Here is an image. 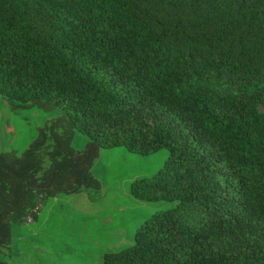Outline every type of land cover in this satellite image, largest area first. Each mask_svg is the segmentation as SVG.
Returning <instances> with one entry per match:
<instances>
[{
	"label": "trees",
	"instance_id": "1",
	"mask_svg": "<svg viewBox=\"0 0 264 264\" xmlns=\"http://www.w3.org/2000/svg\"><path fill=\"white\" fill-rule=\"evenodd\" d=\"M0 94L60 109L0 151V249L102 148H167L132 192L175 206L104 264H264V0H0Z\"/></svg>",
	"mask_w": 264,
	"mask_h": 264
},
{
	"label": "rangeland",
	"instance_id": "2",
	"mask_svg": "<svg viewBox=\"0 0 264 264\" xmlns=\"http://www.w3.org/2000/svg\"><path fill=\"white\" fill-rule=\"evenodd\" d=\"M12 105L0 94V151L22 153L38 135V128L60 114L39 106ZM88 137L75 133L74 146ZM169 150L150 155L125 147L102 148L93 172L99 188L61 192L45 199L39 211L23 219L11 248L0 249L8 264H104V255L130 246L137 227L157 210L175 206L173 200H146L132 192L133 183L154 175Z\"/></svg>",
	"mask_w": 264,
	"mask_h": 264
}]
</instances>
